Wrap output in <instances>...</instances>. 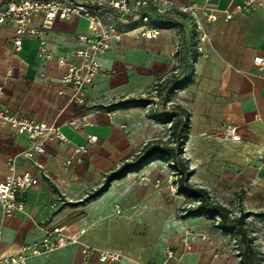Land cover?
<instances>
[{"label": "crops", "instance_id": "0c3cea01", "mask_svg": "<svg viewBox=\"0 0 264 264\" xmlns=\"http://www.w3.org/2000/svg\"><path fill=\"white\" fill-rule=\"evenodd\" d=\"M10 1L0 0V8ZM164 1L198 5L204 22V10L219 11L217 22H205L209 40L203 52L196 48L194 28L186 16H177L183 24L162 29L154 40L137 32L126 34L121 42L113 41L101 59L103 70L86 90V106L70 102L71 87L62 83L65 69L56 59L38 56V41L25 40L16 51L14 26L0 27V106L17 116L56 124L70 140L66 145L47 144V153L35 161L18 160L17 173H31L39 182L20 194L23 212L7 218L0 204V259L19 254L25 245L40 241L47 229L62 226L79 244L28 264H82L85 246L90 247L87 264H241L230 247L234 236L216 229L205 216L172 219L171 200L163 191H146L142 197L151 196V205H138L140 194L125 186L137 173L115 181L95 200L71 205L99 187L131 146L123 129L134 127L139 108L119 104L138 99L161 81L174 80L170 75L178 60L183 71L179 81L185 63L194 66L191 81L170 98L190 115L186 146L195 169L191 184L229 208L235 203L252 213L248 228L264 253V163L259 160L264 150V70L254 64L256 57L264 58V4L253 14L226 21L220 11L231 0ZM81 34H88L83 19L56 21L48 31V50L71 57L80 47L75 37ZM178 37H182L179 50ZM82 117L92 125L69 126ZM228 127L236 129L239 141L224 137ZM89 135L98 136V142L89 145ZM76 145L88 146L90 153L82 164L65 167ZM30 146L27 137L0 125V183L9 172L8 160ZM169 249L177 260H167ZM102 252L120 253L123 258L102 263Z\"/></svg>", "mask_w": 264, "mask_h": 264}, {"label": "built area", "instance_id": "2783aa9c", "mask_svg": "<svg viewBox=\"0 0 264 264\" xmlns=\"http://www.w3.org/2000/svg\"><path fill=\"white\" fill-rule=\"evenodd\" d=\"M209 1V0H205ZM264 4V0H231L230 5L220 11L226 21H230L235 15H250L255 13ZM201 9L196 4L178 5L164 0H11L0 8V27L11 24L15 29L14 47L20 51L25 40H36L39 43L38 56L46 61L56 59L58 66L65 69L62 83L71 87L69 100L77 106H86V90L93 84L96 77L103 70L101 59L112 49V42H121L123 36L131 32H137L146 40L157 39L162 29L152 25L156 18L167 19L173 16H186L194 26L197 50L203 52V45L209 40L206 33L205 22L213 24L218 21L219 11L204 10V19L200 16ZM81 18L87 24L88 34L75 37L80 47L71 57L64 54L53 55L48 50V31L56 21H70L73 18ZM169 20V19H168ZM142 22V25L129 30L128 25L134 22ZM39 22V24H35ZM254 64L260 70H264V58L258 56ZM10 76V73H9ZM2 88H0V93ZM0 125H8L20 135L25 136L31 142V146L21 155L11 157L8 160V174L0 183V204L3 215L7 218L14 217L24 211V203L20 201V194L38 185L39 179L31 173L18 174L17 162L20 158L35 161L39 156L47 153V144L70 143L68 137L56 124L39 123L35 119L26 116H17L10 110L0 106ZM88 117L75 119L69 123L72 128H86L91 126ZM224 137L233 141H239L236 129L228 127ZM88 144L98 142V136L89 135ZM90 150L86 145L74 146L65 167L82 164ZM259 160L264 163V150L259 153ZM162 185L160 180L156 187ZM173 193L178 190L177 183H171ZM198 203L193 204L195 207ZM120 214V211L117 212ZM79 244V240L70 235L65 227L54 226L46 230L42 239L38 242L25 245L21 252L14 256L0 259V264H28L31 259L46 256L68 246ZM187 250L191 247L187 245ZM85 260L88 263L90 247L85 246ZM167 260H177L175 252L167 250ZM123 256L120 253L102 252V263L119 262Z\"/></svg>", "mask_w": 264, "mask_h": 264}, {"label": "trees", "instance_id": "16d2710c", "mask_svg": "<svg viewBox=\"0 0 264 264\" xmlns=\"http://www.w3.org/2000/svg\"><path fill=\"white\" fill-rule=\"evenodd\" d=\"M152 25L166 29L171 28L173 23L164 18H156L151 21ZM142 25V22H134L127 26L129 30ZM195 56V54H194ZM193 63L189 61L184 65L185 75L182 80L177 82L175 79L171 81H161L155 87V91L159 97L166 93L165 103H170L171 96L174 91L185 87L191 81V73L193 71ZM173 78V77H172ZM153 102L146 99H129L119 105H138ZM151 104V103H150ZM179 112L175 115H165L164 120L170 123L169 139L166 142H158L147 145L140 154L124 161L116 169L108 173L103 183L95 190L87 194L80 203L85 204L103 196L110 189L111 185L118 180L126 178L128 175L140 172L145 167L157 160H164L169 167L177 173L178 194L198 203L195 207L184 209L182 219L194 216H205L213 220L214 227L224 233L234 236L238 241L241 264H264V255L257 250L255 246V238L250 234L247 221L252 213L239 209L235 212L231 208L212 200L210 193L190 183L193 171L189 169V160L183 158L184 147L189 137L190 115L189 113L176 107ZM157 113V112H155ZM157 115V114H156ZM158 118V116H156Z\"/></svg>", "mask_w": 264, "mask_h": 264}, {"label": "rangeland", "instance_id": "374dc122", "mask_svg": "<svg viewBox=\"0 0 264 264\" xmlns=\"http://www.w3.org/2000/svg\"><path fill=\"white\" fill-rule=\"evenodd\" d=\"M188 21L189 24L194 28L191 21L190 20ZM183 22H184L183 19L172 20L170 21V23H173L171 28H178L180 27L181 24H183ZM194 37H195V32H194ZM178 42L179 44L177 45V49L179 50L180 45L182 43V37H178ZM175 56H177V58L179 57L178 54H175ZM181 75H183V71L181 70V65L178 60L177 65L175 66L170 76H172L173 78H175L176 81L178 80L179 82ZM156 85L151 90L145 92L143 95H141L138 98V99H146L153 102L134 105V107L139 108V111L135 113V117H134V119H136L135 125L132 129H128V128L123 129L126 133V136H129V141L131 143V146L130 148H127L126 152L123 154L124 158L121 161L120 165L124 161L132 158L133 156L140 154L141 151L147 145L158 142H166L169 139L170 123H166L164 117L165 115H175V113H178L179 110L176 108L177 102H175V104L165 103V99L167 98L165 92H163L162 97L158 96V94L155 91ZM176 92L177 90L174 91L173 94H175ZM156 116H158V118ZM196 149L197 148L194 149L191 148V150H193L194 152ZM188 152H189V148L185 146L184 154H183L184 159L187 160L189 159ZM189 169L194 173L195 170L194 166H192L190 162H189ZM106 175H104V177ZM155 180H160L162 185L160 187H156L155 186L156 182L154 183ZM170 181L171 183H177L178 181L177 173H175L173 169L169 167L166 161L157 160L151 163L150 165H148L147 167H145L140 172H137V174L133 176L130 182L127 183L125 186L126 188H134V192L140 194V196H137L138 197L137 203L140 206L151 205V196L148 199L142 197V194H145L146 191H151V190L163 191L162 193H166L167 194L166 197H169L171 200L170 209H171L172 219L174 217L182 218V215L184 214V209L191 208L195 203L194 201L186 198L185 196L179 195L178 192L173 193L170 188ZM102 183L103 181L101 180L100 185ZM190 183H191V178H190ZM211 197L213 201L219 202L215 196L213 197L211 195ZM230 208L235 212H238L240 207L236 206L234 203L233 205H231ZM208 220L211 222L213 221L211 219ZM230 247L234 251V255L238 256L239 246H238V241L235 237L231 238ZM257 250L264 255V253L259 248H257Z\"/></svg>", "mask_w": 264, "mask_h": 264}]
</instances>
